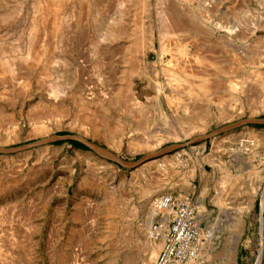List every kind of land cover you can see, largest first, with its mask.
<instances>
[{"label": "rangeland", "instance_id": "obj_1", "mask_svg": "<svg viewBox=\"0 0 264 264\" xmlns=\"http://www.w3.org/2000/svg\"><path fill=\"white\" fill-rule=\"evenodd\" d=\"M262 118L264 0H0V264H142L165 199L173 264H257Z\"/></svg>", "mask_w": 264, "mask_h": 264}, {"label": "bare ground", "instance_id": "obj_2", "mask_svg": "<svg viewBox=\"0 0 264 264\" xmlns=\"http://www.w3.org/2000/svg\"><path fill=\"white\" fill-rule=\"evenodd\" d=\"M51 11H52V9H51ZM177 23H179V22H177ZM172 25H174V23ZM195 44L197 45V43H195ZM197 46H199V45H197ZM184 49H185V51L188 49L187 44L184 45ZM201 50H203V49H201ZM198 51H200V50H198ZM196 54L197 53H195L194 56H196ZM206 58H209V57H206ZM213 58H214V56H213ZM184 59H185V57H184ZM210 59H211V56H210ZM182 62H184V61H182ZM182 64L184 65V63H181V65ZM202 90L206 91L207 88L202 87ZM100 151H101V153H103L105 155H109L108 152L104 149H101ZM245 151H246V147L244 146V143H242L241 147H239V150L236 152V154H237L236 158L243 159V157L241 155ZM199 173H200V175L206 174V171L204 169L203 164H199ZM228 182H230V181H228ZM220 202L221 201L218 200V204H220ZM159 204H160L159 205L160 207L170 209V213H171L170 214V227L168 229V233H167L166 237H165V231H166L165 226H163L162 228L159 229V233L161 235V238H155L154 236H152L153 232L152 231L149 232V239H150V236H152V238L150 241V246L147 249V253L145 254V256L143 258L142 264H153V263L154 264H173L175 261L182 258L183 253H184V247L186 245L190 244L194 239L198 240V236L195 235V231L193 228L192 210L189 208V206L187 204H184V203L175 204L172 201V199H165L164 201H161ZM263 209H264V196L262 198V210ZM164 219H165L164 221H166L167 217L164 216ZM260 221H261V223H260L261 224V227H260V229H261V253H260L257 264H260L261 259L264 257V217L263 216H261ZM242 222H244L243 219H242ZM212 236H213V228L208 230V233L206 235L207 240H209ZM199 245H201V233H200V231H199ZM160 249H161V251H160L158 257L155 259L157 252Z\"/></svg>", "mask_w": 264, "mask_h": 264}, {"label": "water", "instance_id": "obj_3", "mask_svg": "<svg viewBox=\"0 0 264 264\" xmlns=\"http://www.w3.org/2000/svg\"><path fill=\"white\" fill-rule=\"evenodd\" d=\"M246 122H257V123H263L264 124V118H262V119H248V120L243 121V123H246ZM63 139H73V140L79 141L82 144H84L87 149L92 150V151L98 153L99 155H101L102 157L107 158V159H109V160H111V161H113V162H115L117 164H120L123 167H130V166H133L135 164L133 162L125 161L123 159H120V158H118L116 156H112L110 154L109 155H105V154L101 153V151H100L101 149L97 145H95V144H93V143H91L89 141H86L84 139H80L78 137L71 136V135L54 136L51 139H47V140L44 139V140L38 141L37 143H45V142H48L50 140H63ZM175 147H177V145H171V146H169L166 149H174ZM144 158H147V156L141 158L140 160H143Z\"/></svg>", "mask_w": 264, "mask_h": 264}, {"label": "trees", "instance_id": "obj_4", "mask_svg": "<svg viewBox=\"0 0 264 264\" xmlns=\"http://www.w3.org/2000/svg\"><path fill=\"white\" fill-rule=\"evenodd\" d=\"M70 143H71L74 147H77V148H83V149L86 148V146H85L84 144H82L81 142L76 141V140H71Z\"/></svg>", "mask_w": 264, "mask_h": 264}]
</instances>
